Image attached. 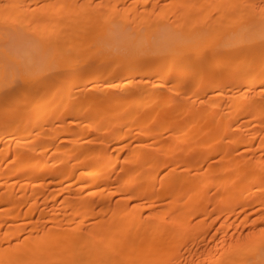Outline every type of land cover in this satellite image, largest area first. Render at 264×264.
Instances as JSON below:
<instances>
[{"label": "rangeland", "instance_id": "rangeland-1", "mask_svg": "<svg viewBox=\"0 0 264 264\" xmlns=\"http://www.w3.org/2000/svg\"><path fill=\"white\" fill-rule=\"evenodd\" d=\"M14 1H16V2H14ZM14 1L13 0L12 1L11 0H0V3H1L0 4V37L2 36L0 38V43H2V44H0V57L2 58L0 60V62L2 64L6 63L5 64L6 67L15 68V64H17V61H20V63H21V59H23V58H21L22 56H20L22 54H20V55L17 54L16 50L19 51L20 49L21 50L23 49V50H31V51L33 50L34 51V47H37L38 45L40 46V47H37V48H39L38 50H40V49L42 50V48H43V50H45L48 46L52 45V46H50V49H48V50H50L48 52L50 54H47L48 56H50L51 54L52 55L50 56V58L48 57L49 59L46 62L42 61L44 59V57H40L42 54H45V53L44 52L41 53L42 52L41 50H40L41 52L38 51V53L40 52V54H41V55L38 54L39 55L38 57H40L41 60L38 58V60H37L38 63L35 61L34 62L36 65L39 64V62H40V66H38L39 68L36 67V72L34 73L35 75H30V76L32 78L35 77V79L37 78L36 80H38L41 83H40V87L38 90L31 91L30 96H31L32 100L34 99V101L32 103L28 104V107L26 108V110L31 111L34 108V106L38 103V101H35V100L38 99V97L41 95L42 91L45 90L46 92H49L50 90H55L57 88L58 89L60 88L61 91H64L65 95H62V94L57 95L56 94L57 96L55 95V98L58 101L62 102V105H64L65 104V96H67L68 98L72 96L70 101H69V99H67L69 102H67L64 105V107L62 108V111H68V110L74 111L75 110L74 115H72L74 118L71 116V117H67L66 120H67V123L69 122V120H71L70 122H72V123L77 122L76 126L78 127V125H79V128L76 127V129H75V124L67 125V123H66V125L64 126V125L58 124L57 120L49 119L50 121L48 120V122L44 125L43 129H41V128L39 129V127L37 126L36 129H39V130H35L34 128L32 129V127H31L32 125L26 124L27 130L24 131L25 127L23 128V125H25V123H24V121L20 122V120H22L23 118H22V116L21 117L18 116V114H19V112L24 111L25 107L20 106V107L14 108L13 106L10 105V104L14 103L12 101H17L18 98L21 97V95L20 94L18 95V93H17L19 86L21 87L20 83L19 82L16 83V84H18V87H17V85L14 84V82H17V81H14L11 83L12 85L13 84L14 85L13 86L10 85L9 86L10 88L8 86L4 87L3 85H0V87H1L0 89L3 91V92H0V95H1L0 96V123L2 125H4V126L0 125V126H2L0 128L3 129V130L0 129V231H1L0 234L3 233L4 230H7V229L9 230V229L14 228V226H16V225L21 226V228L25 227L24 229L28 233V230H29V228L33 222H38L39 220H40L39 222H42L41 220L43 218L42 217L40 218V213L49 211L52 207H53L52 209H55V208L57 209V210L56 209L54 210L55 212H58V209L60 210L62 208V210H61V212H62L65 208L63 207V205L62 206H60V205H61L62 201L63 202L65 201V199H66L65 203H67V201H69V203L67 204L68 206H70V207L73 206L74 208L77 207V206H75V205H77V203H74V201L72 200V202L75 204V205H73V203H71V201H70L72 194L70 193L71 191L70 192L68 191L70 188H68V186H66V184L68 182H71V183H73V185L70 184L69 186H71L72 188H75L78 185L80 186V183H81L80 187L83 186L84 189L86 188L85 189L86 191L90 187L96 194L98 192V195H95L93 193V195H95V196L94 197L91 196L92 200L94 202H96L97 204L95 206H93L94 212L90 209L89 211H91V212L87 213V216L92 217L93 215H91V214H94L95 215V216H93L94 219H95V217H96V219H98V218L101 219V220H98V221H100L99 224L102 223L103 225L105 224L108 226V224L111 221L108 218V215H107V217H105V216H106V214H109V212L113 209L112 207H114V206L120 208V206L122 207V205H124V206L130 208L131 205L133 206V204H135V205L140 204V206H138V208L141 207L138 214L137 213L132 214L133 216L136 215V216H134L135 219H133V216L131 215L132 212H130V211L125 212V215H128L125 218H123L125 216V215H123L124 213L120 214L118 216V219L121 222L117 223L118 225L116 228V232H115V230L110 231L111 233H109V231L107 232L106 231V230H108L107 226H104V228H102V224L100 225L101 227L97 228L98 231L101 230V232H98L96 230L98 235H102V237L103 236L105 237V241L103 242V244L101 243V247L102 248L104 246H106V247H104L105 249L103 248V253L100 254L98 257H96V264H111V263L112 264H125V263L126 264H134L135 262H136L135 264H249L250 260H248L247 258H248V254H250V253H247L245 251H241L242 253L241 252L239 253V251H240L239 248L240 249L243 248L246 244L249 245V243L252 240H255L256 238L259 237V236H257V233L259 231H261L262 229H264V176H263L264 175V163L262 164L263 166H261V165L259 166L260 159H261V162H262V160L264 161V123H263L264 119H262V118H264V94H263L264 92L262 91L264 89V86L258 85V87H255L254 89H248L249 87L247 85H241V86L239 85V89H238V83L237 84L232 83L233 86H232V84H228L227 82H226L227 84H225L226 78L223 79V77H224V74L226 72L223 71V70H225L223 68V63H222V66L219 65V67H216L213 70L210 69V67L212 66L213 61L215 59L212 57H215L214 55H216L217 58H220V56H221V54H219V51H214V50H216V48H214V50L212 49L213 43H211L210 40H206V41L201 40L198 43L203 41L202 42L203 44L197 43V45L194 46L192 49L181 54V57L185 61L187 60L186 63L184 62L185 65L181 68V70L182 71H189L188 68L190 66H192V68L194 67L193 69L190 70V72L188 73V75L186 77H183V78L173 77L172 78L169 75V77H170L169 78L168 76L162 75V77H160V79L166 80L168 78V80L165 82L166 84L164 83L165 85L160 84L159 86H158V82H156V83L153 81L149 82L148 78L147 79H140L138 77L139 72H141L146 66H149V62H148L149 60L147 58H142V59H139L137 61V63H135V64H137L136 67L132 68L131 71L128 72L127 76H125V78L120 79L121 84H119V82H117V77H119V76L117 75L116 68H115L117 60L114 57H108V58L105 57L102 60L101 59L98 60V58H97L98 56L96 55L97 52L95 50V46L92 44L91 41L95 37H97L96 34L99 35L97 32L101 31V29H102V28L98 29L102 25L101 22H99L100 21L99 15H102V14L105 16H107L108 14H111L112 18H115L114 20H116L117 22L120 21L122 24H125V26H126L125 32L127 31V33H124V34L133 33L132 36H134V33H135L134 31L139 30V28L141 29V27H142V29H143V27L153 28L156 25L165 24L166 26H170V28H171V27H174L176 24H178V23H176L178 21H181V22L185 21V23H183V25L187 24L188 22L189 23L187 25H189L190 23L193 24V22L196 21L194 23L197 26L196 28L199 30L202 29V31H204L205 26L208 23V25H210V28L208 26L209 29H206V31L209 32L208 30L212 29L213 32H210V33L213 34L214 31L216 30L214 35H219V33H218L219 30L221 29V27L226 26L225 24L227 22H228L227 26L228 25L231 26L232 24L233 25H239L240 22H241V24L243 23V21H241V20H244V18H246L245 16H247L246 19H248V18H250V16L251 17L257 16L256 18H258L261 15H263V14H261L262 9H260L261 12H260V10H259V12L257 10H255V11H257V13L255 14L254 9L251 8V7L255 8L256 3L259 0H251V1L246 0V2L247 1L250 2V3L247 2L248 5H245V4H247L246 2H244L243 3L244 5H242V2L244 0H238V2H241L240 7H239V11H243V12H240L239 14H242V15H239L238 16L239 18L236 17V19L233 17L235 14V11H236L233 3L229 2L231 4L228 6L225 4L226 2H224V0H221V1L218 0L219 3L217 2V0H202V1H204V3L203 2L200 3L201 0H195L196 2L198 1L199 4H201L200 7L198 6V3L196 4V6H194L193 3H195V1H193V0H160V1L154 0L153 3L150 2L149 5H145V6L140 2L142 0H129V1L128 0H123V1H119V0H115V1H113V0H94V1L93 0H63L62 5H59L61 0H46L45 3H44V0H37V1L36 0H28L29 2L27 0H14ZM158 1H159V3H158ZM226 1L228 2V0H226ZM235 1H237V0H235ZM263 1H259L257 4H259L260 7H259V5H257L256 8L257 9L263 8V11H264V5L262 3L260 4V2H263ZM108 2L109 3L111 2V3L109 4ZM220 2H222V3H220ZM29 3H31L32 5ZM98 3L100 6L98 5ZM177 3H179V4H177ZM251 3H253L255 5L253 6ZM2 4H3V6H2ZM163 4H165V5H163ZM190 4H191V6H190ZM215 4H217L216 7L218 6V9L220 8L221 11H220V9L217 10L216 8H214ZM222 5L224 7L223 9H222ZM224 5L226 6V8ZM261 5H263V7H261ZM27 6H29V7H27ZM104 6H105V8H104ZM109 6H111V7H109ZM31 7H32V9H31ZM112 7H113V10L110 11V9ZM144 7H145V9H144ZM227 7H229L228 10H227ZM243 7L244 8L246 7L247 9L245 8V11H244ZM56 8H60L59 9L60 12L56 13L55 12ZM248 8H251L252 11L251 10L250 11L254 12V13H249V11H247ZM78 9H79V11L81 10V12H82V13L80 12L81 15H80V13L79 14L77 13ZM82 9L83 10L85 9L84 10L85 12ZM143 9L145 12L143 11ZM202 9H204V11ZM26 10H28V11H26ZM62 10H64V11H62ZM103 10L105 11V13ZM121 10L122 11L124 10V11L121 12ZM138 10H139V12H138ZM158 10H161V11H158ZM186 10L190 11V12H186ZM200 10H202V14H201V12H199ZM224 10H226V11H224ZM23 11H25V12H23ZM98 11H99V14H98ZM216 11L225 12V13L222 16L221 13H219V15H218L217 14L218 12H216ZM72 12L77 13V14H73ZM117 12L120 13L119 14L120 16L117 15L118 14ZM244 12H245V14H244ZM246 13H247V15H246ZM65 14H66V16H65ZM71 14H72V16H70ZM83 14H85L86 16ZM248 14H250L249 17H248ZM252 14H254V16H252ZM50 15L53 16L51 18V20L49 19ZM73 15H75V16L80 15V17L79 16L74 17ZM172 15H173V17L171 18ZM67 16L69 19L68 18L66 19ZM219 16L221 17V20H220ZM242 17H244V18H242ZM262 18H264V15H263V17L261 16V19ZM237 19H239V21ZM123 20H125V22ZM197 20H200L201 22L199 23ZM170 21H171V23H170ZM215 22L218 23L220 26L219 25L213 26V23H215ZM28 24L30 27L28 26ZM199 25H202V26H199ZM43 27H45V28H43ZM128 27H129V30H128ZM215 27H217V28H215ZM57 28H61V30L57 29ZM73 28H76L77 32L75 30L72 31ZM213 28H215V29L213 30ZM59 30H60V32H59ZM46 31L48 34L46 33ZM87 34H88V36H87ZM89 35H90V37H89ZM18 37L21 38L22 40L21 39L19 40ZM91 37H93V38H91ZM42 40H43L44 44H42V42H39ZM17 41L19 42V44L21 41V44L23 43L22 46L17 44ZM36 41L39 42V44L37 46H36V44L38 42H36ZM31 43H34V44H31ZM40 43H41V45H40ZM47 43H48V45H47ZM208 43H210V44L207 45ZM28 44H31V47H33L34 45L35 46L32 49L31 48L29 49L27 47V46H29ZM53 44H54V47L57 49H61V48L63 50L68 49L66 61L63 59H60L59 57L56 56V49L53 48ZM253 44H254V46H253ZM253 44L248 45L249 49H248V47H245V49H244L245 52H247V50H248V53L251 52L250 57H249L248 53H245L244 51L242 52L243 54L240 51H238L237 53L238 54L240 53V55L243 58L242 59L240 56V59L244 60V61H239L240 65L242 62H244V64H245V61H247V60L248 61L246 62V64H248V62L252 61V60L249 61V59L253 58V61L251 63H254L255 65H252L251 63H249L250 67H253V68H251V71H250L249 64L245 65V67H247V68L249 67L247 69V70H249V72L247 71L248 73H246V75H247V78L249 81H251L252 78H253V80L255 79V81H258L262 77L260 75H257L256 71L259 68V66L261 65L262 60L264 59V45L262 42H259V41H256ZM23 45H24V47H23ZM44 45H46V47ZM92 45H93V47H90ZM202 46H203V48H202ZM18 48H20V49H18ZM37 48H35V49H37ZM52 48L55 49V51ZM246 48H247V50H246ZM2 50H3V52H2ZM211 50L213 51V53L214 52L215 53L214 54L211 53ZM5 52H7L9 54H7V56H6ZM198 52L201 54H198ZM29 53H30V51H29ZM32 53H34V52H32ZM53 53L55 54L56 57L53 56ZM216 53H218V55ZM237 53H235V55ZM244 53H245V58L243 56ZM25 54H26V52H25ZM210 54H212V55H210ZM238 54L236 55V57L237 56L239 57ZM16 55H19L18 57L21 59L16 60V58H18ZM197 55H199V57ZM200 55L204 57L205 62L203 61V59L200 58L201 57ZM251 55H252V57H251ZM43 56H45V58H46V55H43ZM68 56L70 57L69 59H68ZM35 57H37V56H35ZM51 58H53L54 61H50ZM58 58L60 59V62H59ZM198 58H200L203 62H201V60H198ZM114 59H115V61H114ZM41 61H42V65H41ZM43 62H45L44 63L45 65L43 64ZM108 62H109V64H108ZM221 62H223V61H221ZM202 63H203V65H202ZM72 64H73V66H72ZM81 64H83L85 66L83 71L81 70V72L80 71L75 72V69L78 66H81ZM186 64H188V65H186ZM75 66H76V68L74 70H72L71 68L72 67L74 68ZM173 67H174V65H171V68H173ZM16 69H17V67H16ZM55 69H56V71H55ZM77 69L80 70V68H77ZM200 69H202V70H200ZM61 70H62V72H61ZM90 70L95 71L96 75L92 76L90 74ZM150 70L152 71V72H150V76H152L155 73L154 70H156L155 65H150ZM11 71L12 70H10V72H8L9 75H10V73L13 72V71L12 72ZM201 71H203V73H201ZM252 71H254V72H252ZM42 72H44V73H42ZM32 73H33V70H32ZM134 73H136L135 74L136 80L134 78V83H132L130 86H123L122 87L123 81L125 82L127 80V77L130 76V74H134ZM14 74H15L14 76H17V78H13L14 76L12 74L10 77H8L7 75H5V76L3 75L4 76L3 78L8 77L9 81L12 78H13L12 80L18 79V75H16V73H14ZM70 76H72V77H70ZM195 77L198 79V81H197V79H195ZM69 78H72V79H69ZM220 79H223L224 82L222 83L221 82L222 80H220ZM256 79H258V80H256ZM1 80L3 83L7 79L5 78L4 81H3V79H1ZM19 80H20V78H19ZM63 80L66 83H64ZM112 80H114L115 82ZM172 80H175V81H172ZM177 80H178V82H177ZM214 80H215V83L218 82L219 84L215 85ZM158 81L160 83L161 80H158ZM208 81H210V83ZM110 82L114 83L113 86H111ZM220 82H221V84H220ZM84 83H86L87 85L85 86ZM63 84L65 87L63 86ZM118 84L120 86H118ZM68 85H69V87L72 86V90H71L72 92L69 91V87H67ZM218 85H221V86H218ZM224 85H225V87H224ZM2 86H3V88L8 87V89H3ZM87 86H89V87H87ZM90 86H93L94 89L93 90L89 89ZM11 87L14 90H12ZM14 87H16L18 89L14 88ZM41 87H42V89H40ZM114 88H116V89H114ZM166 88H168V89H166ZM145 89H149V91H145ZM9 90H10V92H9ZM4 91H6L5 92L6 94L4 93ZM260 91H262V92H260ZM244 92H245V95L247 93V95H249V96L253 95L254 98L250 97V101L246 105L239 108V110L236 109L237 110V112H236V110L233 109L232 107L238 101L240 102L243 100V98L245 97V95H243ZM67 93L69 95H66ZM250 93L252 95H250ZM3 95H5V96H3ZM255 95H258V96H255ZM59 96H62V97H59ZM259 96H261V97H259ZM47 97L48 96L46 95V98ZM119 100H120V102H119ZM79 102H80V104L77 105V103H79ZM87 102H89V103L87 104ZM116 102H117V104H116ZM131 103H132V105H131ZM67 104H68V106H67ZM73 105H75V106L73 107ZM117 105H119V106L115 110L114 108H116ZM111 106H115V107H113L114 112H110L111 110H108V109L112 108ZM229 106L231 107V109ZM227 107H229V108H227ZM73 108H74V110H73ZM90 108H93L95 110V114L97 113V115H100L97 112V110L103 111V113L102 112H100V113L104 114V116L100 115V116H98L96 121L94 120L95 122L93 121L94 123L92 121H90V123H89V121H87L86 119H88V120L96 119L95 118L96 115H94V114L92 115V113H94V112H92L91 111L92 109H90ZM95 108H100V109H95ZM252 108H253V110L255 109L256 112H254L252 110ZM85 109H86V111H85ZM257 109H258L259 114H255V113H258ZM259 109H260V111H259ZM17 110H19V112ZM2 111H4V112H2ZM49 111H52V110H49ZM49 111L47 110L46 112H44L43 117H47L49 114ZM76 111H80V112L76 113ZM82 111H83V113H82ZM131 111L134 114H132ZM136 111H138V112L136 113ZM142 111L143 112L145 111L144 113L148 116V119L146 118L147 120L144 119L145 117H147L144 113H143V115H145V116H142V114H141ZM150 111H151V113L153 111V113L151 114ZM154 111H156V112H154ZM202 111H203V113H201ZM251 111H252V113H251ZM12 112H13V114H11L12 118L8 115H7L8 118H5L7 120L10 119V121L8 120V122H7V120H5L4 117H2V113H4L3 115H6V114L12 113ZM85 112L88 114L86 115ZM191 112H193V113H191ZM223 112H225V113H223ZM195 113H196V115H195ZM221 113H222V115H221ZM249 113H251V115ZM89 114H91V115L89 116ZM126 114H128V115H126ZM248 114H249V117H248ZM252 114H253V116H252ZM81 115H82L83 120L80 117ZM105 115H106V117H105ZM120 115H122V116H120ZM257 115H258V117H257ZM13 116H15V117L13 118ZM101 116H102V118H101ZM118 116H120V117L118 118ZM124 116L127 119H125ZM139 116L141 117L140 119L138 118ZM196 116H197V118H196ZM77 117H79L80 119H78ZM85 117H87V118H85ZM109 117L116 118V119L118 118L117 120L121 121L122 123L127 122L126 123L127 127H129V125H130L129 122L134 123V120H135V123L140 121V124L139 123L133 124V125L131 124L130 128H128L130 130V131H128L129 132L128 136L120 143V146H121V147L119 146L120 156L118 155L116 158L117 160L115 161L116 162L115 164L117 167L116 173H115L114 169H112V171H110L109 173H108V171L106 172V170H104L105 172H103V173H106V176H104V177L102 176V178H104V180L108 179L106 182H104V180H103L104 183L101 181H100L101 183H99L98 181L94 180V178H95L94 176L91 179L92 182H90V180L89 181L88 180L87 181L86 180L81 181L82 178L80 179V181H81L80 182V181H78L79 178H78V180H76L77 176L81 177L83 175V173H86V171L89 170V168L90 169L92 168V171L95 173L94 164L97 163L98 161L101 162V160L104 161L105 159H107L105 163H109L108 155L111 154L110 152L113 151V143H110V144L104 145V146L102 144V139H103L102 137L104 135H106L105 130L103 128L107 127V124H108L107 121L109 119L112 120ZM212 117L214 118L213 120H212ZM230 117H231V119H229ZM15 118L19 121H17ZM105 119H106V121H105ZM219 119L221 121L220 123H219ZM232 119H235V120L232 121ZM256 119H258V120H256ZM260 119H262V120H260ZM13 120H16L17 122L13 121ZM136 120H138V121H136ZM144 120H146V121H144ZM240 120H243V121H240ZM4 121H6V122H4ZM83 121H85V122H83ZM141 121H142V124H141ZM91 122H92V124H91ZM101 122H103V123L101 124ZM217 122L220 124L218 126L219 129L214 128V127H216L215 124H218ZM9 123H10V125H9ZM22 123H24V124H22ZM82 123H84V124H82ZM213 123H214V125H212ZM53 124H54V126H53ZM226 125H227V127H226ZM5 126H6V128L4 129ZM33 127H35V125H33ZM30 128H31V131L33 132L32 133L30 131L31 134H29ZM47 128H49V129H47ZM50 129H51V131L49 133ZM42 131H44V133ZM37 132H38V134L36 135ZM55 133H57L56 135L59 139L55 136ZM68 133L71 136H69ZM71 133L74 134V137H73V134H71ZM75 133H77V134H75ZM64 134H66L68 136H66ZM45 135L47 138L45 137ZM47 135H49V136H47ZM76 135H78V136H76ZM239 137L241 138V139H239L240 141H238V139H237ZM55 138L58 140L57 142H56ZM72 138H74V139H72ZM75 138H77V140ZM181 139H183V140H181ZM242 139H244V140H242ZM41 140L44 142H42ZM51 140L54 141V143L49 142ZM68 140L72 141V142H70L72 144H69ZM67 141H68V143H67ZM73 141H75L76 143H74ZM47 142L53 143V145L58 146L59 147L58 149L60 150V151L58 150L59 152L64 151V150L66 152V150H67L66 153L62 152V153L66 154V157L70 156L69 154H71L72 156H70L69 159L63 163V165H62V163L57 164V162H55L56 166L54 169H51L50 171L43 170V171H41V173L42 174L53 173L55 175L56 173L58 174V172H59L58 175H61L62 172L63 173L65 172L64 168H66V166L67 167L69 166L68 169L71 170L70 173L67 174L66 176L64 174L59 176V177L65 176V177H63V179H60L58 177V178H52V179H54V180H52L51 178H49L50 180L55 182V183H53L52 181L50 182V180L47 178V179H45L46 182L44 181L40 186L35 187L34 184L33 185L27 184V183L24 184L23 181L21 183L20 182L21 180L19 179L20 181H18V178H16V177H12L13 179L11 177H9V178H5V177L2 178L1 177V176H3V174H1V173H3L6 169H8L11 172L14 171L15 165L20 161V159H19L20 157L24 158V157L28 156L27 158H30V160H33V159H31L33 154H34L33 157L38 156L40 153L44 154L45 151L43 152V151H41V149L39 150L38 147L41 144H48ZM39 143H41V144H39ZM195 143H197L198 146L194 145ZM36 144H37V147H36ZM202 144H203V146H201ZM63 145H65V146H63ZM129 146H132V147L134 146V153H135L136 149L138 150L136 154H139L142 150V153L144 155H146L147 157L143 156V155L142 156L145 157V160L146 159L147 160L143 161V157H142L143 164L141 162V159H139V158H138V161L136 159V164L132 163L131 158H129V159L125 158L122 160L121 158L122 157L124 158V156H123L124 153L126 154L125 151H127V149L132 148V147L129 148ZM124 147H127V149ZM34 148H36V150ZM191 148H193V149H191ZM207 148H211L210 149L211 152H210V155L208 156V160H206V162L204 161V163H203L202 162V156L204 155L203 152H205V150H207ZM119 150H118V152H119ZM132 150H133V148H132ZM190 150H192V151H190ZM224 150L226 151L225 153L227 156H225V158H223V160H221L222 155L220 156V154H223V156H224ZM77 151H79V152H77ZM189 151L192 153V155ZM195 151H196L195 155L198 154L199 156L194 155ZM187 152H189V153H187ZM46 153H47V151H46ZM46 153H45V155L49 156V158H50L51 153L50 152L47 154ZM86 153L89 154L88 156H86L87 158L86 157L82 158ZM95 153H96V156H95ZM75 154H77V155H75ZM90 154H93L94 156L90 155ZM150 154H151V156H150ZM73 155H74V157L75 156L76 157L74 158ZM78 155H79V157L81 156L79 158V160H78ZM140 155H141V153H140ZM90 156H91L90 162L88 160L86 161L85 158L88 159V158H90ZM187 156H188V158H187ZM200 156H201V158H200ZM53 157H55V156H53ZM53 157H52V159H54ZM94 158L95 159L97 158V160H95L96 162L95 161L93 162ZM154 158H158V159H156V160H158L157 161V167L158 168L156 167L157 174H155V172H154V166L150 165V164H149V167L152 169H149V170L152 172V174L149 170H147V171L150 172V175L153 176L154 179H155V176H156V180L159 179L157 181V182H159V184H155V186L153 185L152 188H149L150 190L152 189L151 193H149V190H147L148 193H142V192H145V191H142L145 189V186L143 188L144 182H142V183L140 182L141 184L136 183V185L139 186V188L136 186L134 191H131L129 193L123 191V189L120 187V184L116 183L117 182L116 177L121 174V172L119 170L120 168H118V167L130 166L129 164L131 161L132 165H134L135 167L142 166L143 168L147 169L148 167H146V165L148 163L152 164L155 161ZM240 158H242V159L239 161ZM127 159H128V161H127ZM257 159H259V160H257ZM181 160H183V161H181ZM251 160H253L254 162ZM255 160H256V163H255ZM67 162L69 165L67 164ZM146 162H147V164H146ZM195 162H196V164H195ZM257 162H258V165H256ZM92 163H93V165H92ZM212 163H213V165H212ZM219 163L221 164V166H219ZM249 163H250V165H249ZM71 164L72 165L74 164L71 167L75 166V168L71 169V167H70ZM82 164L84 166L81 167L80 165H82ZM76 165L78 167H76ZM222 165L225 166L224 169H226V170H224L221 174V173H218L219 172L218 166L222 168ZM210 166H211V168H210ZM213 167H214V169H213ZM254 167H255V169H254ZM234 168H236L237 170H240V171H237ZM208 169L212 170L211 173ZM222 169H220V171ZM170 170H173V171L169 174L168 172ZM216 171H217V174H219V175L221 174V176L223 174H225V178H223V180H222L221 178L223 176L222 177L217 176V174H215ZM229 171L231 172V174L229 173ZM241 171H243V172L241 173ZM6 172H7V170H6ZM213 172H215L214 173L215 176H214ZM94 173H93V175H98L97 174L98 172L95 174ZM235 173H239V175L238 174L235 175ZM240 173L245 174V176L240 175ZM65 174H66V172H65ZM99 175H100V173H99ZM201 175L206 176L207 179H205L206 177H204V176L202 177ZM107 176H108V178H107ZM151 176H150V180H151ZM213 176H214L215 180L217 179L220 181V179H221V182H217V180L216 181L213 180L214 179ZM239 176L240 177L242 176L241 179ZM251 176H255L256 178H258L259 182L262 181L260 183V186H261L260 188L253 187L254 189H256L258 191L253 190V192H252V190H251L252 194L249 193L250 190H248L247 192H246V190L243 191L242 190L243 187L241 188V190L239 189L241 186H245L242 179L244 180L245 177H251ZM96 177H97L96 178L97 180L101 178L98 176H96ZM132 177H130V178L132 179ZM153 177H152V179H153ZM218 177H219V179H218ZM236 177H239L240 180H237ZM15 178H16V180H15ZM196 178L198 180L200 178H203L204 179L203 182L206 183V185L204 183H199V181L201 179L198 181ZM211 178H213L212 180L214 182L213 181L210 182ZM205 180L207 182H205ZM147 181H149V178L147 179ZM163 181L164 182L167 181V183H164ZM76 182H79V183L76 184ZM149 183L152 184L151 181ZM192 183H193V185H192ZM230 183H234L233 186L236 187L235 188L236 189L235 195H237L236 197L234 196L233 192H228V190H227L229 187H232V185H229ZM5 184L6 185L8 184V185L6 186ZM53 184H55V185H53ZM58 184H59V186H58ZM225 184L227 187L226 189L224 187ZM3 185H4V188H3ZM92 185H93V187H92ZM145 185H147V184H145ZM156 185H157V187H156ZM189 186H191V187L194 186V187H192L193 191H192V189L191 190L189 189ZM238 186H239V188H238ZM5 187H7V188H5ZM56 187H59V188H56ZM116 187H118V190H116L117 189ZM155 187H156V189H155ZM55 188H56V190H55ZM62 188H63V192H61ZM247 188H249V186H247ZM84 189L82 191V194L84 192ZM89 189H88V191H89ZM140 189H142V190H140ZM187 189L192 194V196H194V197L197 196V197L192 198L190 200L193 202V205H195L194 210H192L193 207H190V205L192 206V203L190 201H185L187 198L186 195L188 194ZM109 190L110 191L112 190V192L116 191V194L111 193V194L106 195L107 194L106 192ZM13 191H14V193H13ZM50 191H52V193ZM86 191L84 192V194H86L88 192V191L87 192ZM138 191H139V193H138ZM173 191H174V193H173ZM226 191H227V193H226ZM10 192H12L13 194L10 195L11 194ZM117 192H119L120 194H118ZM4 193H5V195H4ZM25 193H27V194H25ZM88 193H92V192H88ZM230 193H232L233 195H231ZM240 193H241V195H240ZM245 193H247V194L245 195ZM248 193H249V195H248ZM66 194H67V196H66ZM125 194L127 195V197H125L126 196ZM23 195L25 196V199H24ZM224 195H225V198H224ZM242 195H244V196H242ZM7 196H9V199ZM48 196H50L52 199L50 197L48 198ZM88 196H90V195H88ZM96 196H97V198H96ZM135 196L136 197L139 196V198L134 199ZM148 196H149V198L151 196V200H153V202H151V204L153 203L152 205L149 204L150 199L148 198ZM198 196H199V198H198ZM26 197L27 198L29 197L30 200H31V197H32V199L34 198L32 200L33 202L31 201L32 205H30L31 203L28 204L29 200L27 203ZM103 197H105V198L103 199ZM226 197H227V199H228V197L230 198V199H228L230 201V203H228L229 205H228L227 212L229 213V216L227 215V218H228L227 220L223 216L222 211H220L221 210V208H220L221 204L226 200ZM232 197L234 200L233 199L231 200ZM6 198H7L8 202L5 201ZM12 198H13V200H11ZM46 198H48V199H46ZM88 198L91 199L90 197H88ZM121 198H123V199H121ZM125 198H127V199H125ZM196 198H197V200H195ZM49 199H51V200H49ZM173 199H175V201ZM21 200L22 201L24 200L23 201L24 203H22ZM172 200L175 202V205L173 204V206H172V204H170L171 203L170 201H172ZM193 200H195V201H193ZM238 200L240 201V203H238L239 202ZM4 201H5V203H4ZM14 201H15V203H14ZM167 202H170L169 203L170 205H168V206H170L173 209L169 212L166 211L167 210V208H166ZM188 202H190L191 204H189ZM9 203H11V205H9ZM123 203H125V204H123ZM186 203L189 204V206L187 205V207H190V209L192 211L189 210L190 211L189 212L188 210H186ZM18 205H19V208H18ZM29 205L32 207V209L31 208L29 209ZM54 205H56V206H54ZM58 205H59V207H58ZM117 205H120V206H117ZM106 206H108L107 210L105 209ZM94 208H95V210H94ZM98 208L99 209L101 208V210H99ZM103 208L105 209V211ZM18 209H19V211H18ZM39 209L42 211L40 212ZM68 209L69 208H67L66 210H68ZM116 209L117 208H114L111 211L112 213L111 212L110 213L114 214L113 211H115ZM187 209H189V208H187ZM97 210H98V212H97ZM161 210H163V211H161ZM5 211L7 212L8 215H10L9 213L11 211H12L11 214H13V212H14V214H13V216L10 215L12 217H10L8 215L6 216ZM16 211H18V212H16ZM101 211H102V213H106V211L108 213L102 214L103 216H101L100 215L101 213H99ZM38 212H40V213H38ZM152 213L153 214L159 213L158 216H159L160 220L162 219L161 222H160V220H156L157 217L154 218ZM175 214H178V215H175ZM19 215L23 216V217L20 218ZM52 215L49 216L48 219H50L51 217L54 216V215L53 216ZM97 215H98V217H97ZM129 215H130V217H129ZM87 216L85 217L86 220H84L87 223L86 224L83 223V225H84L83 227H85V226L90 227V223H88V221L90 220V222H91L92 218L88 217V220H87ZM120 216H121V218H119ZM2 217H3V219H2ZM100 217H102V218H100ZM174 217H177L179 220L178 221L175 220ZM7 218H8V220H7ZM12 218H14V219L12 220ZM18 218H20V219H18ZM46 218H45V220H48ZM106 218H108L109 223L105 222ZM114 218H115V215L111 219L114 220ZM122 218L125 219L123 222H122ZM126 218H127V220H126ZM94 219H93V221H94ZM9 220H10V222H9ZM132 220H134L136 224H131ZM4 221H6V222H4ZM19 221H21V222H19ZM128 221H129V223H128ZM134 221L132 223H134ZM7 222H8V224H7ZM114 222H112V223L114 224ZM156 222H158L159 224ZM25 223H27V224H25ZM48 223H45V224H48ZM119 223L121 226L119 225ZM97 226H99V225H97ZM121 227H123V228H121ZM103 229L106 232H104ZM25 230H23L25 233L22 231L23 234H26ZM110 234L111 235L115 234L117 241H113V242L110 241L109 240ZM260 237H261V240L264 241V232L262 233V235ZM99 238H100V240L104 239V238H101V236ZM11 240H12V242L9 240L8 242H3V243L0 241V261L2 260L3 264H20V263L21 264L22 263L27 264L26 262H28V261H29L28 264H32L33 259L29 260L28 255H23L20 251V247H18L19 248V250H18L17 246H21V245L17 244V242H15V239L14 240L11 239ZM13 241L15 242V244H13L14 243ZM11 244H12V246L14 245L15 247L11 248V246H10ZM1 245L3 248H1ZM242 245H244V246H242ZM8 246H10V247H8ZM145 246H146V248H145ZM235 246H236V248L238 247L237 250H239V251L236 250ZM4 247L5 248L7 247V249L4 250ZM108 248H110V249H108ZM229 248L233 249L232 251H234L233 253L235 255L238 252L239 254H237V255H240V256H236V257L233 256L231 258L230 257L231 252H229V250H231V249H229ZM234 248L236 251L234 250ZM1 249H2V251H1ZM111 249L115 250L114 253L112 252L113 250L111 251ZM144 249H146V250H144ZM129 251H130V253H129ZM140 251L141 252L144 251V252L141 253ZM132 252H134V253H132ZM138 252L141 255L142 254H144V255L140 257ZM40 254H38V257L36 258V260H33L34 261L33 264H35L36 262H37V264H51V263L54 264L55 260H56L55 264H60V263L61 264H81L84 261V259L86 258V256H82V255H78V256L76 255L75 256V255L69 254L67 252H63V253H59V254H57V253H53V254L40 253ZM135 254H137L139 256H137ZM130 255L133 257H131ZM134 255L137 257H135ZM146 255H147V258H146ZM56 256H58V257H56ZM59 256L61 257V259ZM144 256H145V258H144ZM138 257H140L141 260H139ZM142 257L145 260L142 259ZM224 257H226V258L230 257V260H229V258L226 259ZM53 258H55V259H53ZM57 258L59 259L58 261H57ZM62 258L64 259V261L62 260ZM244 258H246V259H244ZM129 259H130V261H129ZM135 259H137V261ZM225 259L229 260V261L224 262L223 260H225ZM26 260H28V261H26ZM4 261H6V262H4ZM232 261L235 263H233ZM49 262H51V263H49Z\"/></svg>", "mask_w": 264, "mask_h": 264}, {"label": "bare ground", "instance_id": "bare-ground-1", "mask_svg": "<svg viewBox=\"0 0 264 264\" xmlns=\"http://www.w3.org/2000/svg\"><path fill=\"white\" fill-rule=\"evenodd\" d=\"M12 1V0H11ZM14 1V0H13ZM28 1V0H27ZM37 1V0H36ZM62 1V2H61ZM60 1V3H59V5H62L63 4V0H61ZM94 1V0H93ZM113 1H115V0H113ZM119 1H123V0H119ZM129 1V0H128ZM127 1V2H128ZM160 1V0H159ZM159 1H158V3H159ZM193 1H195V0H193ZM221 1V0H220ZM251 1V0H250ZM259 1H263V0H259ZM258 1V2H259ZM14 2H16V1H14ZM13 2V3H14ZM29 2V1H28ZM46 2V0H44V3ZM48 2V1H47ZM99 2V1H98ZM101 2V1H100ZM105 2V1H104ZM103 2V3H104ZM144 6L145 5H149L150 4V2L151 3H153L154 2V0H142V1H140ZM166 2V1H165ZM164 2V3H165ZM175 2V1H174ZM201 2H203L204 3V1H200V3ZM217 2L219 3V1L217 0ZM223 2V1H222ZM222 2H220V3H222ZM224 2H226L225 4L226 5H230L231 3H233V5H234V8H235V14H234V18L236 19V17H238L239 15H242V14H239L240 12H243V11H239V7H240V4H241V2H238V0L237 1H235V0H228V2L226 1V0H224ZM229 2H231V3H229ZM244 2H246V0H244L243 2H242V5H244L243 3ZM248 2V1H247ZM246 2V3H247ZM257 2V3H258ZM12 3V2H11ZM19 3V2H18ZM25 3V2H24ZM32 3V2H31ZM31 3H29V4H31ZM35 3V2H34ZM56 3V2H55ZM67 3V2H66ZM69 3V2H68ZM109 3V2H108ZM111 3V2H110ZM109 3V4H110ZM139 3V2H138ZM140 3V4H141ZM198 3V6L200 7L201 6V4H199V2L197 1H195V3H193L194 4V6H196V4ZM229 3V4H228ZM248 3H250V2H248ZM248 3L247 4H245V5H248ZM256 3V6H255V8L254 7H251L252 9H254V11L255 10H257L258 12H259V10L260 9H262V13L261 14H263L264 15V11H263V8H259V9H257L256 7H257V5H259V4H257ZM263 4L264 5V1L263 2H260V4ZM1 4V3H0ZM10 4V3H9ZM36 4V3H35ZM58 4V3H57ZM85 4V3H84ZM124 4V3H123ZM170 4V3H169ZM177 4H179V3H177ZM176 4V5H177ZM189 4V3H188ZM192 4V3H191ZM191 4H190V6H191ZM253 6L255 5V4H253V3H251ZM13 5V4H12ZM32 5V4H31ZM98 5H99V3H98ZM127 5V4H126ZM132 5V4H131ZM155 5V4H154ZM163 5H165V4H163ZM173 5V4H172ZM216 5L217 4H215L214 5V8H216L217 10H219L218 9V6L216 7ZM219 5V4H218ZM263 5H261V7H263ZM2 6H3V4H2ZM30 6V5H29ZM29 6H27V7H29ZM58 6V5H57ZM56 6V7H57ZM96 6V5H95ZM100 6V5H99ZM122 6V5H121ZM137 6V5H136ZM151 6V5H150ZM193 6V5H192ZM225 6V5H224ZM250 6V5H249ZM76 7V6H75ZM91 7V6H90ZM109 7H111V6H109ZM117 7V6H116ZM119 7V6H118ZM126 7V6H125ZM212 7V6H211ZM259 7H260V5H259ZM26 8V7H25ZM61 8V7H60ZM60 8H56V10H55V12L56 13H58V12H60L59 11V9ZM82 8V7H81ZM94 8V7H93ZM104 8H105V6H104ZM115 8V7H114ZM127 8V7H126ZM137 8V7H136ZM148 8V7H147ZM207 8V7H206ZM213 8V9H214ZM224 7H223V5H222V9H223ZM225 8H226V6H225ZM228 8L229 7H227V10H228ZM244 8V7H243ZM246 8V7H245ZM245 8H244V11H245ZM251 8H248V10L247 11H249V13H254V12H251L252 11V9ZM30 9V8H29ZM31 9H32V7H31ZM36 9V8H35ZM119 9V8H118ZM144 9H145V7H144ZM144 9H143V11H144ZM161 9V8H160ZM193 9V8H192ZM215 9V10H216ZM247 9V8H246ZM6 10V9H5ZM38 10V9H37ZM36 10V11H37ZM83 10V9H82ZM85 10V9H84ZM83 10V11H84ZM113 10V7L110 9V11H112ZM125 10V9H124ZM123 10V11H124ZM128 10V9H127ZM180 10V9H179ZM203 11H204V9H202ZM202 10H200L199 12H201V14H202ZM242 10V9H241ZM251 10V11H250ZM26 11H28V10H26ZM62 11H64V10H62ZM73 11V10H72ZM78 12V14L81 12V10L79 11V9L77 10ZM104 11V10H103ZM122 10H121V12H123ZM158 11H161V10H158ZM157 11V12H158ZM183 11V10H182ZM220 11H221V9H220ZM224 11H226V10H224ZM257 11H255V14L257 13ZM23 12H25V11H23ZM30 12V11H29ZM44 12V11H43ZM85 12V11H84ZM127 12V11H126ZM138 12H139V10H138ZM145 12V11H144ZM151 12V11H150ZM186 12H190V11H187L186 10ZM216 12H218L217 14L219 15V13H221V15L223 16V14L225 13V12H219V11H216ZM260 12H261V10H260ZM54 13V12H53ZM73 13V12H72ZM77 13H73V14H77ZM82 13V12H81ZM81 13H80V15H81ZM95 13V12H94ZM104 13H105V11H104ZM118 13V12H117ZM129 13V12H128ZM131 13V12H130ZM143 13V12H142ZM162 13V12H161ZM47 14V13H46ZM70 14V13H69ZM68 14V15H69ZM98 14H99V11H98ZM120 13H118L117 15H119ZM151 14V13H150ZM157 14V13H156ZM159 14V13H158ZM244 14H245V12H244ZM243 14V15H244ZM260 14V15H261ZM80 15H76V16H79L80 17ZM83 15H85V14H83ZM82 15V16H83ZM128 15V14H127ZM153 15V14H152ZM175 15V14H174ZM246 15H247V13H246ZM249 15L250 14H248V17H249ZM263 15H261L262 17H263ZM65 16H66V14H65ZM70 16H72V14L70 15ZM74 17H76L75 15H73ZM81 16V17H82ZM86 16V15H85ZM120 16V15H119ZM156 16V15H155ZM252 16H254V14H252ZM261 16L260 17H258V18H256L257 16H254V17H251L250 16V18H248V19H246L247 18V16H245L246 18H244V17H242V18H244V20H241V21H243V23L241 24V22H240V24L239 25H228L227 26V23L225 24L226 26H223V27H221V29L219 30V35H214V33H215V31H214V33L212 34V33H210V32H213L212 31V29H210V30H208L209 32H207L206 31V29H209L210 28V25H208V23H207V25L205 26V29H204V31H202V29H197L196 27V25L194 24L196 21H194L193 22V24H189V25H187V24H184L183 25V23H185V21L184 22H181V21H178V22H176V23H178V24H176L174 27H171L170 28V26H166L165 24H160V25H156V26H154L153 28H145V27H143V29H142V27H141V29L139 28V30H137V31H134L135 33H134V36H132L133 35V33H130V34H124V33H127V31L125 32V24H122L120 21V23L119 22H117L116 20H114L115 18H112V16H111V14H108L107 16H105V15H99V22H101V27L100 28H98V29H101V31H99V32H97L99 35H97L96 34V36L97 37H95L91 42H92V44L95 46V50H96V52L98 53H96V55L98 56L97 58H98V60H102L103 58H105V57H114L116 60H117V63H116V72H117V75L119 76V77H117V82H119V84H121V81H120V79L121 78H125V76H127V74H128V72H130L131 71V69L132 68H134V67H136V65L137 64H135V63H137V61L139 60V59H142V58H147L149 61V66H146L141 72H139V74H138V77L140 78V79H149V82H151V81H153V82H158V86L161 84H163V85H165L166 83V81L168 80V78L166 79V80H162V79H160V77H162V75H165V76H168L169 77V75L173 78V77H180V78H183V77H186L187 75H188V73L190 72V70L191 69H193L192 68V66H190L189 68H188V70L189 71H182L181 70V68L185 65L184 64V62L186 63V61L181 57V54L182 53H184V52H186V51H189L190 49H192L194 46H196L197 45V43L199 42V41H201V40H210V42L211 43H213L212 44V49L214 50V48H216V50H214V51H219V54H221V56H220V58H217L216 57V55H214L215 57H212V58H215L214 59V61H213V64H212V66L210 67V69L211 70H213V69H215L216 67H219V65L220 66H222V63H223V68L225 69V70H223V71H225L226 73L224 74V77H223V79H225L226 78V80H225V84H232V83H238V89H239V85L241 86V85H247L249 88L248 89H254L255 87H258V85H262V86H264V59L262 60V63H261V65L259 66V68L257 69V71H256V73H257V75H260L262 78L260 79V80H258V79H256V80H258V81H255V79L253 80V78H252V80L251 81H249L248 80V78H247V75H246V73H248L249 72V70H247L249 67H250V64L249 63H251L252 61H253V58L252 59H249V61L250 60H252L251 62H248V64H249V67L247 68V67H245V65H248V64H246V62L248 61H245V64H244V62H242L241 63V65L239 64V61H244V60H241L240 59V53L238 54L237 52L238 51H240L241 53L244 51L245 52V47H248V49H249V46L248 45H250V44H253L254 42H256V41H259V42H262L263 43V45H264V18H262L261 19ZM53 16H51L50 15V17H49V19L51 20V18H52ZM73 17V18H74ZM116 17V16H115ZM122 17V16H121ZM143 17V16H142ZM152 17V16H151ZM173 17V15L171 16V18ZM68 18V16L66 17V19ZM140 18V17H139ZM150 18V17H149ZM218 18V17H217ZM219 18H220V20H221V17L219 16ZM239 18V17H238ZM241 18V17H240ZM69 19V18H68ZM121 19V18H120ZM127 19V18H126ZM145 19V18H144ZM177 19V18H176ZM189 19V18H188ZM201 19V18H200ZM246 19V20H245ZM171 20V19H170ZM202 20V19H201ZM238 21H239V19H237ZM124 22H125V20H123ZM199 23L201 22L200 20H197ZM203 21V20H202ZM210 21V20H209ZM136 22V21H135ZM220 22V21H219ZM170 23H171V21H170ZM198 23V24H199ZM204 23V22H203ZM232 23V22H231ZM134 24V23H133ZM173 24V23H172ZM212 24V23H211ZM136 25V24H135ZM169 25V24H168ZM214 25H219L218 23H213V26ZM222 25V24H221ZM28 26H29V24H28ZM199 26H202V25H199ZM208 26H209V28H208ZM220 26V25H219ZM30 27V26H29ZM33 27V26H32ZM87 27V26H86ZM89 27V26H88ZM34 28V27H33ZM43 28H45V27H43ZM55 28V27H54ZM134 28V27H133ZM132 28V29H133ZM215 28H217V27H215ZM215 28H213V30L215 29ZM219 28V27H218ZM28 29V28H27ZM35 29V28H34ZM57 29H60L61 30V28H57ZM45 30V29H44ZM60 30H59V32H60ZM73 30H75L76 31V28H73L72 29V31ZM128 30H129V27H128ZM218 30V29H217ZM58 31V30H57ZM56 31V32H57ZM206 31V32H205ZM58 32V33H59ZM77 32V31H76ZM93 32V31H92ZM46 33H47V31H46ZM53 33V32H52ZM217 33V32H216ZM48 34V33H47ZM91 34V33H90ZM95 35V34H94ZM42 36V35H41ZM87 36H88V34H87ZM86 36V37H87ZM2 37V36H1ZM0 37V38H1ZM89 37H90V35H89ZM47 38V37H46ZM77 38V37H76ZM91 38H93V37H91ZM18 39L20 40L21 38H19L18 37ZM90 39V38H89ZM4 40V39H3ZM2 40V41H3ZM22 40V39H21ZM38 40V39H37ZM47 40V39H46ZM1 41V42H2ZM6 41V40H5ZM67 41V40H66ZM87 41V40H86ZM202 41V42H203ZM36 42H38V41H36ZM39 42H42V44H44L43 43V40L42 41H39ZM39 42L36 44V46L39 44ZM53 42V41H52ZM202 42H200V43H202ZM56 43V42H55ZM200 43H198V44H200ZM0 44H2V43H0ZM17 44H19V42L17 41ZM23 44V43H22ZM22 44H21V41H20V46H22ZM31 44H34V43H31ZM31 44H28L29 46H27L29 49L31 48H33V47H31ZM52 44V43H51ZM57 44V43H56ZM55 44V45H56ZM203 44V43H202ZM210 43H208L207 45H209ZM40 45H41V43H40ZM47 45H48V43H47ZM76 45V44H75ZM93 45L92 46H90V47H93ZM205 45V44H204ZM45 47H46V45H44ZM50 46H52V45H50ZM50 46H48L45 50H43V48H42V52L40 51V50H38L39 48H37V47H40L39 45L37 46V47H34V51L32 50H21L20 48H18V49H20L19 51L18 50H16L17 51V54H22V55H20V56H22L21 58H23V59H21V58H19L18 56L19 55H16L18 58H16V60L18 59H21V63H20V61H17V64H15V68H10V67H6V63L5 64H2L1 62H0V85H3L4 87L5 86H10V85H12L11 83L12 82H14V81H17V82H14V84H16V83H20V85H21V87L19 86V89L18 88H16V87H14V88H16V89H18L17 90V93H18V95L20 94L21 95V97L20 98H18V100L17 101H12V102H14L13 104H10L11 106H13L14 108H17V107H20V106H22V107H25V110L24 111H21V112H19V110H17L18 112H19V114H18V116H22V118L24 119H22V120H20V122H22V121H24V123H25V125L27 124H30V125H32L31 127H32V129L34 128L35 130H39L40 128L41 129H43V127H44V125L48 122V120L49 119H53V120H57V122H58V124H61V125H66V123H67V120H66V118L67 117H71L72 115H74V108H73V110L74 111H70V110H68V111H62V108L64 107V105L67 103V102H69L70 101V99H71V97H67V96H65V104L64 105H62V102H60V101H58L56 98H55V95L57 94H62V95H65V93H64V91H61L60 90V88L58 89H55V90H50L49 92H46L45 90L44 91H42L41 92V95L38 97V99H36L35 101H38V103L34 106V108L31 110V111H28V110H26V108L28 107V104L29 103H32L33 101H34V99L32 100V98H31V91H33V90H38L39 89V87H40V83L41 82H39L38 80H36L35 79V77L34 78H32L30 75H35L34 73L36 72V67L37 68H39L38 66H40V62H39V64H35V62H37L38 63V58L40 59V57H44V59L42 60V61H47L49 58H50V56L52 55H50V56H48L47 54H50V53H48L50 50H48V49H50ZM211 46V45H210ZM209 46V47H210ZM253 46H254V44H253ZM252 46V47H253ZM23 47H24V45H23ZM59 47V46H58ZM72 47V46H71ZM251 47V46H250ZM22 48V47H21ZM35 48H37V49H35ZM53 48H55L54 47V44H53ZM52 48V49H53ZM73 48V47H72ZM202 48H203V46H202ZM51 49V50H52ZM56 49V56L57 57H59L60 59H63V60H67V53H68V49L67 50H63L62 48L61 49H57V48H55ZM55 49H53L54 51H55ZM65 49V48H64ZM11 50V49H10ZM36 50V51H35ZM52 50V51H53ZM246 50H247V48H246ZM7 51V50H6ZM29 51H30V53H29ZM38 51H40L41 53H45V54H40V52L38 53ZM250 51V50H249ZM253 51V50H252ZM2 52H3V50H2ZM1 52V53H2ZM25 52H26V54H25ZM32 52H34V53H32ZM84 52V51H83ZM11 53V52H10ZM28 53V54H27ZM37 53V54H36ZM55 53V52H54ZM53 53V56H55V54ZM211 53H213V51L211 50ZM215 53V52H214ZM213 53V54H214ZM235 53H237L238 55H239V57L237 56L236 57V55H235ZM245 53H248V50H247V52H245ZM245 53H244V58H245ZM5 54H6V56H7V54H9V53H7V52H5ZM25 54V55H24ZM36 54V55H35ZM38 54H40L41 56L40 57H38L39 55ZM198 54H201V53H199L198 52ZM204 54V53H203ZM217 55H218V53H216ZM243 54V53H242ZM250 54H251V52L250 53H248V55H249V57H250ZM12 55V54H11ZM43 55H46V58H45V56H43ZM69 55V54H68ZM210 55H212V54H210ZM4 56V55H3ZM35 56H37V57H35ZM52 56V57H53ZM55 56V57H56ZM70 56V55H69ZM68 56V59L70 58ZM198 57H199V55H197ZM196 56V57H197ZM201 56V55H200ZM262 56V55H261ZM12 57V56H11ZM49 57V58H48ZM195 57V58H196ZM251 57H252V55H251ZM9 58V57H8ZM7 58V59H8ZM54 58V57H53ZM53 58H51V60L50 61H54L53 60ZM58 58V60H59V62H60V59ZM201 59H203V61H204V57L203 56H201L200 57ZM200 58H198V60H201ZM237 58V59H236ZM241 58H242V56H241ZM2 58L0 57V60H1ZM6 59V58H5ZM72 59V58H71ZM115 59H114V61H115ZM197 59V58H196ZM239 59V60H238ZM243 59V58H242ZM4 60V59H3ZM13 60V59H12ZM11 60V61H12ZM41 60V59H40ZM238 60V61H237ZM260 60V59H259ZM8 61V60H7ZM14 61V60H13ZM35 61V62H34ZM42 61H41V65H42ZM155 61V62H154ZM202 60H201V62H203ZM221 61H223V62H221ZM45 62H43V64L45 63ZM62 62V61H61ZM154 62V63H153ZM205 62V61H204ZM52 63V62H51ZM54 63V62H53ZM66 63V62H65ZM115 63V62H114ZM199 63V62H198ZM101 64V63H100ZM108 64H109V62H108ZM113 64V63H112ZM190 64V63H189ZM197 64V63H196ZM252 65H255L254 63H251ZM45 65V64H44ZM150 65H155V67H156V70H154V74L152 75V76H150V72H152L151 70H150ZM171 65H174V67L173 68H171ZM186 65H188V64H186ZM202 65H203V63H202ZM70 66V65H69ZM72 66H73V64H72ZM240 66V67H239ZM16 67H17V69H16ZM56 67V66H55ZM103 67V66H102ZM196 67V66H195ZM256 67V66H255ZM44 68V67H43ZM76 68V66L73 68H71L72 70H74ZM77 68H80V70H78ZM76 69H75V72H78V71H80L81 72V70L83 71V69L85 68V66L83 65V64H81V66H78ZM154 68V67H153ZM251 68H253V67H250V71H251ZM57 69V68H56ZM56 69H55V71H56ZM70 69V68H69ZM70 69V70H71ZM221 69V68H220ZM10 70H12L14 73H16V75H18V79H14V80H12L13 78H17V76H14L15 74L12 72V73H10V75H9V73L8 72H10ZM17 70V71H16ZM32 70H33V73H32ZM77 70V71H76ZM110 70V69H109ZM200 70H202V69H200ZM51 71V70H50ZM193 71V70H192ZM248 71V72H247ZM19 72V73H18ZM47 72V71H46ZM61 72H62V70H61ZM97 72V71H96ZM110 72V71H109ZM252 72H254V71H252ZM42 73H44V72H42ZM64 73V72H63ZM201 73H203V71H201ZM222 73V72H221ZM224 73V72H223ZM11 74L14 76H12L10 79L12 80H10L9 81V78L8 77H10L11 76ZM20 74V75H19ZM37 74V73H36ZM90 74L92 75V76H94V75H96L95 74V71H93V70H90ZM111 74V73H110ZM136 73H134V74H130V76H128L127 77V80L124 82L123 81V84H122V87L123 86H130L132 83H134V78L136 77V75H135ZM251 74V73H250ZM5 75H7L8 77H5L7 80H5V78H3ZM105 75V74H104ZM201 75V74H200ZM259 76V77H260ZM51 77V76H50ZM70 77H72V76H70ZM250 77V76H249ZM258 77V78H259ZM19 78H20V80H19ZM170 78V77H169ZM1 79H3V81L5 82H3L2 83V80ZM69 79H72V78H69ZM112 79V78H111ZM195 79H197L196 77H195ZM223 79H220V80H222L221 82L223 83L224 82V80ZM251 79V78H250ZM105 80V79H104ZM135 80H136V78H135ZM158 80H161L160 81V83H159V81ZM219 80V81H220ZM50 81V80H49ZM76 81V80H75ZM112 81H114V80H112ZM170 81V80H169ZM172 81H175V80H172ZM194 81V80H193ZM197 81H198V79H197ZM46 82V81H45ZM63 82H64V80H63ZM74 82V81H73ZM90 82V81H89ZM93 82V81H92ZM115 82V81H114ZM116 82V83H117ZM177 82H178V80H177ZM209 83H210V81H208ZM221 82H220V84H221ZM227 82V83H226ZM2 83V84H1ZM43 83V82H42ZM64 83H66V82H64ZM91 83V82H90ZM111 83V82H110ZM109 83V84H110ZM115 83V84H116ZM165 83V84H164ZM208 83V84H209ZM212 83V82H211ZM214 83H215V80H214ZM13 84V85H14ZM49 84V83H48ZM85 84V86L87 85L86 83H84ZM113 82L111 83V86H113ZM118 84V86H120ZM216 84H219L218 82L217 83H215V85ZM12 85V86H13ZM17 85V87H18V84H16ZM15 85V86H16ZM77 85V84H76ZM82 85V84H81ZM168 85V84H167ZM3 86H2V88H3ZM47 86V85H46ZM63 86H64V84H63ZM83 86V85H82ZM110 86V85H109ZM218 86H221V85H218ZM227 86V85H226ZM232 86H233V84H232ZM231 86V87H232ZM236 86V85H235ZM8 87H6V88H3V89H8ZM65 87V86H64ZM67 87H69V85L67 86ZM77 87V86H76ZM75 87V88H76ZM84 87V86H83ZM87 87H89V86H87ZM224 87H225V85H224ZM1 88V87H0ZM10 88V87H9ZM235 88V87H234ZM237 88V87H236ZM11 89L12 90H14L12 87H11ZM10 89V90H11ZM40 89H42V87L40 88ZM89 89H91V90H93L94 88H93V86H90V88ZM113 89V88H112ZM114 89H116V88H114ZM161 89V88H160ZM166 89H168V88H166ZM237 89V90H238ZM242 89V88H241ZM263 89V88H262ZM261 89V90H262ZM1 90V89H0ZM10 90H9V92H10ZM48 90V89H47ZM72 90V86L71 87H69V91H71ZM236 90V89H235ZM246 90V89H245ZM8 91V90H7ZM67 91V90H66ZM145 91H149V89H145ZM240 91V90H239ZM263 92H264V89L262 90ZM262 91H260V92H262ZM0 92H3L2 90L0 91ZM6 91H4V93H5ZM8 92V93H9ZM35 92V91H34ZM68 92V91H67ZM72 92V91H71ZM161 92V91H160ZM247 92V91H246ZM239 93V92H238ZM248 93V92H247ZM247 93H246V95H245V92H244V94L243 95H245V97L243 98V100L242 101H238L236 104H234V106L232 107L233 109H237V110H239V108H241L242 106H244V105H246L249 101H250V97L252 98H254V96L250 93V95H252V96H249V95H247ZM259 93V92H258ZM6 94V93H5ZM38 94V93H37ZM76 94V93H75ZM79 94V93H78ZM240 94V93H239ZM264 94V93H263ZM46 95L48 96L47 98H46ZM56 95V96H57ZM66 95H69L68 93L66 94ZM1 96V95H0ZM3 96H5V95H3ZM241 96V95H240ZM249 96V97H248ZM255 96H258V95H255ZM45 97V98H44ZM59 97H62V96H59ZM80 97V96H79ZM259 97H261V96H259ZM242 98V97H241ZM263 98V97H262ZM67 99H69V101L67 100ZM73 99V98H72ZM60 100V99H59ZM63 100V99H62ZM67 100V101H66ZM241 100V99H240ZM73 101V100H72ZM116 101V100H115ZM118 101V100H117ZM119 102H120V100H119ZM8 103V102H7ZM89 102H87V104H88ZM69 104V103H68ZM68 104H67V106H68ZM76 104V103H75ZM80 104V102L79 103H77V105H79ZM92 104V103H91ZM116 104H117V102H116ZM120 104V103H119ZM131 105H132V103H131ZM228 105V104H227ZM3 106V105H2ZM72 106V105H71ZM75 105H73V107H74ZM118 106L119 105H117V107L116 108H114L115 110L118 108ZM231 106V105H230ZM229 106V107H230ZM263 106V105H262ZM30 107V106H29ZM81 107V106H80ZM84 107V106H83ZM112 108L111 109H108V110H111L110 112H114V110H113V107H115V106H111ZM127 107V106H126ZM129 107V106H128ZM229 107H227V108H229ZM258 107V106H257ZM8 108V107H7ZM6 108V109H7ZM72 108V107H71ZM89 108V107H88ZM255 108V107H254ZM261 108V107H260ZM66 109V108H65ZM90 109H92L91 111L92 112H94V113H92V115L94 114V115H96L95 116V118L96 119H90V120H88V119H86L87 121H89V123H90V121H96L97 120V118H98V116H100V115H103L104 116V114H101L100 112H102L103 113V111H99V110H97V112L100 114V115H97V113L95 114V110L93 109V108H90ZM95 109H100V108H95ZM230 109H231V107H230ZM229 109V110H230ZM2 110V109H1ZM22 110V109H21ZM49 111V110H52V111H49V114H48V116L47 117H43V113L44 112H46V111ZM61 110V111H60ZM219 110V109H218ZM228 110V111H229ZM237 110H236V112H237ZM252 110H253V108H252ZM263 110V109H262ZM261 110V111H262ZM85 111H86V109H85ZM224 111V110H223ZM227 111V110H226ZM250 111V110H249ZM254 112H256L255 111V109L253 110ZM259 111H260V109H259ZM2 112H4V111H2ZM8 112V111H7ZM6 112V113H7ZM80 111H76V113H79ZM88 112V111H87ZM106 112V111H105ZM138 111H136V113H137ZM145 112V111H144ZM143 111L141 112V114H142V116H145L146 114L144 113ZM154 112H156V111H154ZM195 112V111H194ZM257 112H258V109H257ZM15 113V112H14ZM82 113H83V111H82ZM81 113V114H82ZM86 113V112H85ZM130 113V112H129ZM131 113H132V111H131ZM130 113V114H131ZM143 113L145 114V115H143ZM150 113H151V111H150ZM149 113V114H150ZM152 113H153V111H152ZM151 113V114H152ZM191 113H193V112H191ZM201 113H203V111L201 112ZM223 113H225V112H223ZM251 113H252V111H251ZM251 113H249L250 115H251ZM4 113H2V117H4V119L5 118H8V116H10L11 117V114H13V112L12 113H8V114H6V115H3ZM10 114V115H9ZM88 113H86V115H87ZM132 114H134V113H132ZM148 114V113H147ZM234 114V113H233ZM243 114V113H242ZM249 114H248V117H249ZM255 114H259V112L258 113H255ZM261 114V113H260ZM8 115V116H7ZM91 114H89V116H90ZM114 115V114H113ZM117 115V114H116ZM115 115V116H116ZM123 115V114H122ZM122 115H120V116H122ZM126 115H128V114H126ZM125 115V116H126ZM195 115H196V113H195ZM203 115V114H202ZM216 115V114H215ZM221 115H222V113H221ZM227 115V114H226ZM110 116V115H109ZM114 116V117H115ZM120 116H118V118L120 117ZM125 116H124V118H125ZM147 116V115H146ZM200 116V115H199ZM224 116V115H223ZM235 116V115H234ZM240 116V115H239ZM252 116H253V114H252ZM15 116H13V118H14ZM73 117V116H72ZM81 117V119L83 120V118H82V115L80 116ZM93 117V116H92ZM105 117H106V115H105ZM108 117V116H107ZM127 117V116H126ZM215 117V116H214ZM236 117V116H235ZM242 117V116H241ZM257 117H258V115H257ZM12 118V117H11ZM74 118V117H73ZM78 119H80L79 117H77ZM85 118H87V117H85ZM91 118V117H90ZM101 118H102V116H101ZM109 118H111V117H109ZM108 118V119H109ZM117 118V119H118ZM139 119L141 118L140 116L138 117ZM148 119V116L147 117H145L144 119ZM196 118H197V116H196ZM222 118V117H221ZM224 118V117H223ZM240 118V117H239ZM254 118V117H253ZM16 119V118H15ZM112 120H108L107 121V127L106 128H103L104 130H105V134L106 135H104L102 138V144H103V146L104 145H108V144H110V143H113V151L112 152H110L111 154H109L108 155V160H109V163H105L106 162V160L107 159H103L104 161H102L101 160V162H97V163H95L94 164V166H95V168H94V170H95V173H97L98 175H93V171H92V168L90 169L89 168V170H87L86 171V173H83V175L81 176V177H78L77 176V178H76V180H78V178H79V180L78 181H80V179H81V181H83V180H90V182H92L91 181V179L93 178V176L95 177L94 178V180H96V181H98L99 183H101V182H103V180H104V178H102V176L104 177V176H106V173H103V172H105L104 170H106V172L108 171V173L110 172V171H112V169H114V171H115V173H116V170H117V167H116V158H117V156L119 155L120 156V148H119V146H120V143L128 136V131H130L128 128H130V125L132 124H137V123H139L140 124V121L139 122H137V123H135V120H134V123H131V122H129L130 123V125H129V127H127V125H126V123L127 122H125V123H122L121 121H119V120H117L116 118H111ZM125 119H127V118H125ZM146 119V120H147ZM214 118L212 117V120H213ZM216 119V118H215ZM227 119V118H226ZM229 119H231V117L229 118ZM236 119V118H235ZM235 119H232V121H234ZM245 119V118H244ZM247 119V118H246ZM262 119H264V118H262ZM262 119H260V120H262ZM5 120H7V119H5ZM9 121H10V119H8ZM8 120H7V122H8ZM17 120V119H16ZM16 120H13V121H16ZM74 120V119H73ZM104 120V119H103ZM122 120V119H121ZM143 120V119H142ZM146 120H144V121H146ZM211 120V121H212ZM228 120V119H227ZM256 120H258V119H256ZM17 121H19V120H17ZM16 121V122H17ZM50 121V120H49ZM71 120H69V122L67 123V125H69V124H75V129H76V123H72V122H70ZM86 121V122H87ZM94 121V122H95ZM100 121V120H99ZM105 121H106V119H105ZM136 121H138V120H136ZM225 121V120H224ZM239 121V120H238ZM240 121H243V120H240ZM4 122H6V121H4ZM79 122V121H78ZM83 122H85V121H83ZM92 122H91V124H92ZM93 122V123H94ZM221 121H220V119H219V123H220ZM228 122V121H227ZM262 122V121H261ZM260 122V123H261ZM11 123V122H10ZM10 123H9V125H10ZM15 123V122H14ZM24 123H22V124H24ZM54 123V122H53ZM81 123V122H80ZM103 122H101V124H102ZM212 123V122H211ZM218 123V122H217ZM215 124V126L216 127H214V128H218L219 129V125L220 124ZM226 123V122H225ZM230 123V122H229ZM234 123V122H233ZM240 123V122H239ZM257 123V122H256ZM263 123H264V120H263ZM262 123V124H263ZM4 124V123H3ZM8 124V123H7ZM18 124V123H17ZM57 124V125H58ZM82 124H84V123H82ZM141 124H142V121H141ZM232 124V123H231ZM258 124V123H257ZM0 125H2L1 123H0ZM14 125V124H13ZM25 125H23V128L25 127V129H24V131H26L27 129H26V127H27V125L25 126ZM33 125H35V127H33ZM126 125V126H125ZM212 125H214V123L212 124ZM2 126H4V125H2ZM2 126H0V127H2ZM37 126L39 127V129H36L37 128ZM53 126H54V124H53ZM83 126V125H82ZM104 126V125H103ZM106 126V125H105ZM138 126V125H137ZM238 126V125H237ZM246 126V125H245ZM10 127V126H9ZM58 127V126H57ZM56 127V128H57ZM72 127V126H71ZM81 127V126H80ZM213 127V126H212ZM226 127H227V125H226ZM225 127V128H226ZM233 127V126H232ZM241 127V126H240ZM6 128V126L4 127V129ZM8 128V127H7ZM77 128H79V125H78V127ZM193 128V127H192ZM245 128V127H244ZM1 129V128H0ZM47 129H49V128H47ZM132 129V128H131ZM213 129V128H212ZM217 129V130H218ZM1 130H3V129H1ZM29 130V129H28ZM30 131H31V128H30V130H29V134H31L30 133ZM50 131H51V129L49 130V133H50ZM73 131V130H72ZM32 132V131H31ZM43 133H44V131H42ZM64 132V131H63ZM28 133V132H27ZM33 133V132H32ZM53 133V132H52ZM38 134V132L36 133V135ZM48 134V133H47ZM57 133H55V136L57 137V135H56ZM61 134V133H60ZM63 134V133H62ZM69 134V133H68ZM71 134H73V133H71ZM75 134H77V133H75ZM51 135V134H50ZM64 135H66V134H64ZM41 136V135H40ZM43 136V135H42ZM47 136H49V135H47ZM66 136H68V135H66ZM69 136H71L70 134H69ZM76 136H78V135H76ZM148 136V135H147ZM239 136V135H238ZM45 137H46V135H45ZM52 137V136H51ZM50 137V138H51ZM73 137H74V134H73ZM39 138V137H38ZM47 138V137H46ZM58 138V137H57ZM183 138V137H182ZM243 138V137H242ZM49 139V138H48ZM56 139V138H55ZM54 139V140H55ZM59 139V138H58ZM64 139V138H63ZM72 139H74V138H72ZM76 140H77V138H75ZM101 139V138H100ZM238 139V141H240L239 139H241L240 137L239 138H237ZM236 139V140H237ZM50 140V139H49ZM71 140V139H70ZM79 140V139H78ZM82 140V139H81ZM181 140H183V139H181ZM242 140H244V139H242ZM246 140V139H245ZM35 141V140H34ZM42 141V140H41ZM58 140L56 139V142H57ZM66 141V140H65ZM69 141V140H68ZM68 141H67V143H68ZM42 142H44V141H42ZM41 142V143H42ZM49 142H53L54 143V141H49ZM70 142H72V141H69V144H72V143H70ZM74 143H76L75 141H73ZM242 142V141H241ZM38 143V142H37ZM41 143H39V144H41ZM48 143V142H47ZM53 143H48V144H41V145H39V147H38V149L40 150L41 149V151H45V153H46V151H47V153H51V157L49 158V156H46L45 155V153L43 154V153H38L37 155L38 156H36V157H33L34 156V154H33V156H32V158L31 159H33V160H30V158H27V157H20L19 159H20V161L15 165V167H14V171L13 172H11V171H9L8 169H6L7 170V172H6V170L3 172V173H1V174H3V176H1L2 178L3 177H5V178H9V177H16V178H18V181H20L21 183H22V181L24 182V184H34V186L35 187H38V186H40L44 181H45V179H49V178H58L59 176H61L62 174H64L65 176L67 175V174H69L70 173V171L71 170H69L68 168H69V166L67 167L66 165V168H64V171L66 172V174H65V172L63 173H61V175H58L59 174V172H58V174L56 175H54L53 173H47V174H42L41 173V171H43V170H45V171H50L51 169H54L55 168V166H56V164H55V162H57V164L59 163V164H61L62 163V165H63V163L64 162H66L68 159H69V157L70 156H72L71 154H69L70 156H68V157H66V152H67V150H66V152H65V150L64 151H61V152H59L60 150L58 149L59 147L58 146H55V145H53ZM65 143V142H64ZM73 143V144H74ZM87 143V142H86ZM132 143V142H131ZM128 144V143H127ZM135 144V143H134ZM34 145V144H33ZM68 145V144H67ZM101 145V144H100ZM130 145V144H129ZM194 145H196V146H198L197 145V143H195ZM200 145V144H199ZM220 145V144H219ZM60 146V145H59ZM63 146H65V145H63ZM112 146V145H111ZM201 146H203V144L201 145ZM200 146V147H201ZM36 147H37V144H36ZM106 147V146H105ZM121 147V146H120ZM128 147V146H127ZM127 147H124V148H126L127 149ZM130 147H132V146H129V148ZM194 147V146H193ZM210 147V146H209ZM32 148V147H31ZM73 148V147H72ZM108 148V147H107ZM132 148H133V150H132ZM131 149H127V151H125L126 152V154L124 153V158L122 157L121 159L123 160V159H125V158H131L132 159V163H135L136 164V159H137V161H138V158L139 159H141V162H142V164H143V161H146L145 160V157H143V156H146V155H144L143 153H142V150H141V155H140V153L139 154H136L137 153V149H136V151H135V153H134V146L132 147ZM197 148V147H196ZM199 148V147H198ZM203 148V147H202ZM201 148V149H202ZM214 148V147H213ZM35 150H36V148H34ZM33 149V150H34ZM63 149V148H62ZM125 149V150H126ZM191 149H193V148H191ZM195 149V148H194ZM211 148H207V150H205V152H203L204 153V155L202 156V162L204 163V161L206 162V160H208V156L210 155V152H211V150H210ZM29 150V149H28ZM59 150V151H58ZM73 150V149H72ZM118 150H119V152H118ZM140 150V149H139ZM173 150V149H172ZM216 150V149H215ZM107 151V150H106ZM171 151V150H170ZM174 151V150H173ZM190 151H192V150H190ZM189 151V152H190ZM197 151V150H196ZM196 151H195V153H194V155L196 154ZM217 151V150H216ZM251 151V150H250ZM62 152H65V153H62ZM77 152H79V151H77ZM189 152H187V153H189ZM199 152V151H198ZM226 151L224 150V156H223V154H220V156H221V160H223V158H225V156H227L226 155V153H225ZM46 153V154H47ZM70 153V152H69ZM76 153V152H75ZM81 153V152H80ZM79 153V154H80ZM148 153V152H147ZM191 153V152H190ZM7 154V153H6ZM78 154V153H77ZM77 154H75V155H77ZM83 154V153H82ZM87 154V153H86ZM84 155L82 158H84V157H86V156H88L89 154H87V155ZM94 154V153H93ZM93 154H90V155H93ZM146 154V153H145ZM200 154V153H199ZM231 154V153H230ZM55 156V157H53V156ZM98 155V154H97ZM111 155V156H110ZM143 155V156H142ZM191 155H192V153H191ZM198 155V154H197ZM197 155H195V156H197ZM26 156V155H25ZM30 156V155H29ZM94 156V155H93ZM95 156H96V153H95ZM102 156V155H101ZM150 156H151V154H150ZM181 156V155H180ZM194 156V157H195ZM199 156V155H198ZM244 156V155H243ZM52 157L54 158V159H52ZM73 157H74V155H73ZM76 157V156H75ZM74 157V158H75ZM81 157V156H80ZM79 155H78V160H79ZM142 157H143V161H142ZM147 157V156H146ZM182 157V156H181ZM230 157V156H229ZM240 157V156H239ZM242 157V156H241ZM18 158V157H17ZM87 158V157H86ZM85 158V160L87 161H89L90 162V159H91V156H90V158H88V159H86ZM119 158V157H118ZM184 158V157H183ZM187 158H188V156H187ZM196 158V157H195ZM200 158H201V156H200ZM4 159V158H3ZM128 159H127V161H128ZM156 159H158V158H154V162L151 164V163H148L147 164V162H146V164L148 165H146V167H148L147 169H145V168H143L142 166H138V167H135L134 165H132V163H131V161H130V166H126V167H124V166H122V167H118V168H120L119 170H120V172H121V174L120 175H118L117 177H116V183L117 184H120V187L123 189V191H125V192H127V193H129V192H131V191H134V189L136 188V183L138 184H141L142 182H144V185H143V188H144V186H145V189L144 190H142V189H140V190H142V191H145V192H142V193H148V191L147 190H149V193H151L152 191V189L150 190L149 188H152V186L154 185L155 186V184H159V182H157L158 180H156V176H155V179H154V177L153 176H151L150 175V170L149 169H152V168H150L149 167V164L150 165H153L154 166V172H155V174H157V171H156V167H157V161L158 160H156ZM194 159V158H193ZM199 159V158H198ZM197 159V160H198ZM242 158H240L239 159V161L241 160ZM255 159V158H254ZM56 160V161H55ZM74 160V159H73ZM77 160V161H78ZM84 160V159H83ZM95 160H97V158L95 159H93V162L95 161ZM100 160V159H99ZM178 160V159H177ZM187 160V159H186ZM185 160V161H186ZM189 160V159H188ZM191 160V159H190ZM257 160H259V159H257ZM71 161V160H70ZM125 161V160H124ZM181 161H183V160H181ZM218 161V160H217ZM251 161H253V160H251ZM17 162V161H16ZM73 162V161H72ZM96 162V161H95ZM152 162V161H151ZM200 162V161H199ZM198 162V163H199ZM254 162V161H253ZM260 164H259V166L261 165V166H263L262 164L264 163V161L262 160V162H261V159H260ZM84 163V162H83ZM101 163V164H100ZM104 163V164H103ZM191 163V162H190ZM201 163V162H200ZM222 163V162H221ZM224 163V162H223ZM229 163V162H228ZM255 163H256V160H255ZM67 164H68V162H67ZM195 164H196V162H195ZM202 164V163H201ZM206 164V163H205ZM69 165V164H68ZM74 165V164H73ZM72 164L70 165V167L71 166H73ZM92 165H93V163H92ZM118 165V164H117ZM212 165H213V163H212ZM211 165V166H212ZM218 165V164H217ZM216 165V166H217ZM249 165H250V163H249ZM256 165H258V162H257V164ZM81 167L82 166H84L83 164L82 165H80ZM190 166V165H189ZM211 166H210V168H211ZM219 166H221V164L219 163ZM218 166V168H219V172L218 173H221L222 174V172L224 171V170H226V169H224V167L225 166H223L222 165V168L221 167H219ZM76 167H78L77 165H76ZM93 167V166H92ZM174 167V166H173ZM243 167V166H242ZM245 167V166H244ZM73 168H75V166L74 167H71V169H73ZM158 168V167H157ZM213 169H214V167H213ZM220 169H222L221 171H220ZM234 169H236V168H234ZM254 169H255V167H254ZM4 170V169H3ZM11 170V169H10ZM69 170V171H68ZM147 170H149L150 172H148ZM175 170V169H174ZM209 171H210V173H211V169H208ZM216 170V169H215ZM237 170V169H236ZM243 170V169H242ZM68 171V172H67ZM89 171V172H88ZM173 170H170L168 173L170 174L171 172H172ZM214 171V170H213ZM218 171V170H217ZM217 171H216V173L215 172H213V174L215 173V174H217ZM237 171H240V170H237ZM236 171V172H237ZM119 172V173H120ZM193 172V171H192ZM243 171H241V173H242ZM262 172V171H261ZM94 173V174H95ZM99 173H100V175H99ZM103 175H102V174ZM201 173V172H200ZM229 173L231 174V172L229 171ZM240 173V175H244L245 176V174H241ZM76 174V173H75ZM151 174H152V172H151ZM204 174V173H203ZM215 174H214V176H215ZM221 174L219 175V174H217V176H220V177H222L221 179L223 180V178H225V174H223L222 176H221ZM228 174V173H227ZM234 174V173H233ZM239 175V173H235V175ZM109 175V174H108ZM258 175V174H257ZM65 176H62V177H59L60 179H63V177H65ZM96 176H98V177H101L100 179H96L97 177ZM110 176V175H109ZM133 176V177H132ZM150 176H151V180H150ZM168 176V175H167ZM202 177L204 176V175H201ZM214 176H213V178H214ZM216 176V177H217ZM264 176V175H263ZM130 177H132V179L130 178ZM152 177H153V179H152ZM204 177H206V176H204ZM228 177V176H227ZM240 177V176H239ZM239 177H236V179L237 180H240L241 179V177H240V179H239ZM16 178H15V180H16ZM67 178V177H66ZM71 178V177H70ZM107 178H108V176H107ZM149 178V181H147V179ZM158 178V177H157ZM199 178V177H198ZM213 178H211V181L210 182H212L213 180H215V178L213 179ZM244 178V177H243ZM13 179V178H12ZM20 179V180H19ZM197 179V178H196ZM201 179V180H200ZM198 181H199V183H204L203 182V178H200ZM205 179H207V177L205 178ZM213 179V180H212ZM218 179H219V177H218ZM221 179H220V181L219 180H217V182H221ZM260 179V178H259ZM38 180V181H37ZM50 180V179H49ZM52 180H54V179H52ZM52 180H50V182L52 181ZM56 180V179H55ZM59 180V179H58ZM72 180V179H71ZM108 180V179H107ZM107 180H104V182H106ZM153 180V181H152ZM156 180V181H155ZM215 180V181H216ZM230 180V179H229ZM17 181V182H18ZM80 181V182H81ZM101 181V182H100ZM147 183H146V182ZM152 182V184L151 183H149V182ZM169 181V180H168ZM227 181V180H226ZM242 181L244 182V185L246 186H241L240 188H239V186H238V188L241 190V188H242V190L244 191V190H246V192L248 191V190H250L249 191V193L250 194H252L251 193V190H252V192H253V190H256V189H254L253 187H255V188H260L261 186H260V183L262 182H259V180H258V178H256L255 176H251V177H245L244 178V180L242 179ZM6 182V181H5ZM46 182V181H45ZM53 182V181H52ZM73 182V181H72ZM103 182V183H104ZM141 182V183H140ZM164 182V181H163ZM172 182V181H171ZM205 182H207L206 180H205ZM214 182V181H213ZM228 182V181H227ZM240 182V181H239ZM53 183H55V182H53ZM79 182H76V184H78ZM114 183V182H113ZM164 183H167V181L166 182H164ZM169 183V182H168ZM223 183V182H222ZM49 184V183H48ZM73 185V183H71V182H68L67 184H66V186H68V188H70L68 191L72 194V197H71V199H70V201H71V203H73L72 202V200L74 201V203H77V205H75L74 203H73V205H75V206H77V207H70V206H68L67 204L69 203V201H67V203H65V201H66V199H65V201L63 202L62 201V203H61V205L60 206H62L63 205V207L65 208L62 212H61V210H62V208L59 210L58 209V212H55L54 210L56 209H50L49 211H46V212H42V213H40L42 210H40V212H38V213H40V218L42 217L43 219L41 220L42 222H33L32 224H31V226H30V228H29V230H28V233H27V231L24 229V228H21V226H19V225H16V226H14V228H12V229H7V230H4V232L3 233H1L0 234V241L3 243V242H8L9 240L12 242V240L11 239H15V242H17V244H20L21 246H17V248L18 247H20V251H21V253L23 254V255H28V259L30 260H36V258L38 257V254H40V253H49V254H53V253H57V254H59V253H63V252H67V253H69V254H72V255H82V256H86V258L84 259V261L81 263V264H96V257H98L100 254H102L103 253V248L104 247H106V246H104L103 248L101 247V243L103 244V242L105 241V237L103 236L102 237V235H98V233L96 232V230L98 231V227H101L100 225L102 224V223H100L99 224V222L100 221H98V220H101V219H96V217H95V219L93 218V216H95L94 214H91V215H93L92 217L91 216H87V213H90L91 211H89L90 209L93 211V206H95L97 203L96 202H94L93 200H92V197H94L95 195H98V192H97V194L91 189H89V191H88V189H87V191L88 192H92V193H88L85 189H84V187L82 186V187H80L81 186V183H80V186L78 185H76L77 187H75V188H72L71 186H69V185ZM145 184H147V185H145ZM171 184V183H170ZM205 185H206V183H204ZM237 184V183H236ZM240 184V183H239ZM6 185V184H5ZM8 185V184H7ZM6 185V186H7ZM14 185V184H13ZM53 185H55V184H53ZM83 185V184H82ZM96 185V184H95ZM116 185V184H115ZM161 185V184H160ZM164 185V184H163ZM192 185H193V183H192ZM229 185H232V187H229L228 185V192H233V194H234V196L236 197L237 195H235L236 193V187H234L233 185H234V183H230ZM242 185V184H241ZM17 186V185H16ZM30 186V185H29ZM58 186H59V184H58ZM61 186V185H60ZM91 186V185H90ZM165 186V185H164ZM215 186V185H214ZM247 186H249V188H247ZM25 187V186H24ZM53 187V186H52ZM87 187V186H86ZM92 187H93V185H92ZM138 188H139V186H137ZM156 187H157V185H156ZM156 187H155V189H156ZM167 187V186H166ZM191 186H189V189L191 190L192 189V187H194V186H192L191 188H190ZM202 187V186H201ZM225 189L227 188L226 187V184H225ZM252 187V188H251ZM3 188H4V185H3ZM5 188H7V187H5ZM23 188V187H22ZM56 188H59V187H56ZM56 188H55V190H56ZM66 188V187H65ZM117 189L116 190H118V187H116ZM142 188V187H141ZM168 188V187H167ZM170 188V187H169ZM218 188V187H217ZM237 188V189H238ZM245 188V189H244ZM83 189H84V192L86 191L87 193L86 194H84V192H83V194H82V191H83ZM206 189V188H205ZM219 189V188H218ZM15 190V189H14ZM25 190V189H24ZM54 190V189H53ZM60 190V189H59ZM66 190V189H65ZM172 190V189H171ZM188 190V189H187ZM221 190V189H220ZM10 191V190H9ZM29 191V190H28ZM192 191H193V189H192ZM239 191V190H238ZM237 191V192H238ZM256 191H258V190H256ZM7 192V191H6ZM51 193H52V191H50ZM61 192H63V188H62V191ZM66 192V191H65ZM121 192V191H120ZM184 192V191H183ZM223 192V191H222ZM11 193V194H10ZM9 194L10 195H12L13 193H14V191H13V193L12 192H10ZM29 193V192H28ZM54 193V192H53ZM93 193L95 194V195H93ZM107 194L106 195H108V194H111V193H115L116 194V191H114V192H112V190L110 191H107L106 192ZM118 194H120L119 192H117ZM138 193H139V191H138ZM141 193V194H142ZM167 193V192H166ZM165 193V194H166ZM173 193H174V191H173ZM226 193H227V191H226ZM239 193V192H238ZM243 193V192H242ZM249 193H248V195H249ZM18 194V193H17ZM25 194H27V193H25ZM100 194V193H99ZM105 194V193H104ZM140 194V195H141ZM161 194V193H160ZM183 194V193H182ZM200 194V193H199ZM224 194V193H223ZM231 195H233L232 193H230ZM247 193H245V195H246ZM4 195H5V193H4ZM9 195V196H10ZM15 195V194H14ZM88 195H90V196H88ZM124 195V194H123ZM126 195V194H125ZM221 195V194H220ZM239 195V194H238ZM240 195H241V193H240ZM9 196H7L8 197V199H9ZM24 196V195H23ZM66 196H67V194H66ZM69 196V195H68ZM92 196V197H91ZM181 196V195H180ZM228 196V195H227ZM242 196H244V195H242ZM19 197V196H18ZM50 196H48V198H49ZM88 197H90L91 199H89ZM118 197V196H117ZM125 197H127V195L125 196ZM154 197V196H153ZM172 197V196H171ZM186 200L185 201H190L192 198H195V197H197V196H192V194L189 192V190H188V194L186 195ZM27 198V197H26ZM48 198H46V199H48ZM51 198V197H50ZM96 198H97V196H96ZM95 198V199H96ZM105 197H103V199H104ZM119 198V197H118ZM124 198V197H123ZM123 198H121V199H123ZM134 198V197H133ZM136 198H139V196H135V198L134 199H136ZM148 198H149V196H148ZM198 198H199V196H198ZM224 198H225V195H224ZM23 199V198H22ZM24 199H25V196H24ZM34 199V198H33ZM32 197H31V200H30V198L28 197L26 200H27V203H28V200H29V203L28 204H30V205H32ZM44 199V198H43ZM52 199V198H51ZM51 199H49V200H51ZM54 199V198H53ZM102 199V200H103ZM120 199V198H119ZM125 199H127V198H125ZM131 199V198H130ZM143 199V198H142ZM150 201H149V204L150 205H152L151 204V202H153V200H151V196H150ZM228 199H230L229 197H228ZM227 199V197H226V200L221 204V210L220 211H222V214H223V216L226 218V220L228 219L227 218V215L229 216V213L227 212V210H228V203H230V201ZM233 199V197L231 198V200ZM238 199V198H237ZM2 200V199H1ZM5 200V199H4ZM11 200H13V198L11 199ZM15 200V199H14ZM25 200V201H26ZM146 200V199H145ZM174 201H175V199H173ZM170 201V202H167V204H166V208H167V212H169V211H171V210H173L170 206H168V205H170V204H172V206H173V204L175 205V202L174 201ZM195 200H197V198L195 199ZM195 200H193V201H195ZM234 200V199H233ZM5 201H7V198H6V200ZM5 201H4V203H5ZM10 201V200H9ZM24 201V200H23ZM22 200H21V202L22 203H24ZM32 201V202H31ZM35 201V200H34ZM46 201V200H45ZM56 201V200H55ZM126 201V200H125ZM134 201V200H133ZM147 201V200H146ZM167 201V200H166ZM239 201V200H238ZM8 202V201H7ZM20 202V201H19ZM47 202V201H46ZM139 202V201H138ZM141 202V201H140ZM145 202V201H144ZM191 203H192V206L190 205V207H193L192 208V210H194V206L195 205H193V202L192 201H190ZM190 202H188L189 204H191ZM14 203H15V201H14ZM21 203V204H22ZM26 203V202H25ZM48 203V202H47ZM99 203V202H98ZM170 203V204H169ZM188 203H186V210H190V211H192L191 209H190V207H187V205L189 206V204ZM238 203H240V201L238 202ZM13 204V203H12ZM19 204V203H18ZM51 204V203H50ZM49 204V205H50ZM123 204H125V203H123ZM142 204V203H141ZM9 205H11V203H9ZM29 205V209L31 208L32 209V207ZM72 205V204H71ZM103 205V204H102ZM240 205V204H239ZM21 206V205H20ZM23 206V205H22ZM54 206H56V205H54ZM101 206V205H100ZM104 206V205H103ZM102 206V207H103ZM117 206H120V205H117ZM124 205H122V207L120 206V208H118V207H112L113 209L114 208H117L115 211H113V213L114 214H111L112 212V210L109 212V214H106V213H108L107 211H106V213H102V211L101 212H99V213H101L100 215L101 216H103L102 214H106V216L105 217H107V215H108V218L110 219V223H109V220H108V218H106V221L105 222H107V223H109L108 224V226L107 225H103L102 224V228H104V226H107V228H108V230H106L107 232L109 231V233H111L110 231H112V230H115V232H116V228H117V223L118 222H121V221H119V219H118V216L120 215V214H122V213H124L123 215H125V212H127V211H130V212H132L131 213V215L132 214H135V213H137L138 214V212H139V210L141 209V207H139L138 208V206H140V204L138 205V204H133V206L131 205V207L130 208H128V207H126V206H124ZM156 206V205H155ZM154 206V207H155ZM241 206V205H240ZM239 206V207H240ZM2 207V206H1ZM58 207H59V205H58ZM57 207V208H58ZM99 207V206H98ZM101 207V208H102ZM105 207V206H104ZM107 207L108 206H106V210H107ZM150 207V206H149ZM18 208H19V205H18ZM34 208V207H33ZM67 208H69L68 210H66ZM101 208L99 209V210H101ZM160 208V207H159ZM165 208V209H166ZM187 208H189V209H187ZM13 209V208H12ZM17 209V208H16ZM38 209V208H37ZM42 209V208H41ZM49 209V208H48ZM97 209V208H96ZM104 209V208H103ZM105 209H104V211H105ZM111 209V208H110ZM156 209V208H155ZM161 209V208H160ZM181 209V208H180ZM259 209V208H258ZM44 210V209H43ZM47 210V209H46ZM57 210V209H56ZM94 210H95V208H94ZM207 210V209H206ZM3 211V210H2ZM18 211H19V209H18ZM18 211H16V212H18ZM26 211V210H25ZM89 211V212H88ZM109 211V210H108ZM150 211V210H149ZM161 211H163V210H161ZM189 211V212H190ZM255 211V210H254ZM6 212V211H5ZM94 212V211H93ZM92 212V213H93ZM97 212H98V210H97ZM129 212V213H130ZM151 212V211H150ZM156 212V211H155ZM241 212V211H240ZM9 213V212H8ZM12 213V211L9 213L10 215H12L13 216V214H14V212H13V214H11ZM177 213V212H176ZM180 213V212H179ZM6 214V216L8 215L7 214V212L5 213ZM19 214V213H18ZM25 214V213H24ZM54 216H53V215ZM153 214V213H152ZM159 214V213H158ZM158 214L157 213H155V214H153V216H154V218L155 217H157V219L156 220H160L159 219V216H158ZM10 215H8V216H10ZM16 215V214H15ZM53 216V217H51L50 219H48V217L49 216ZM115 215V218H114V220L113 219H111V218H113V216ZM149 215V214H148ZM170 215V214H169ZM175 215H178V214H175ZM12 216H10V217H12ZM87 216V220H88V217H91L92 218V220H91V222H90V220L88 221V223H90V227H83L84 225H83V223H87L86 221H84V220H86L85 219V217ZM112 216V217H111ZM128 215H125L123 218H125V217H127ZM133 216V215H132ZM131 216V217H132ZM134 216H136V215H134ZM133 216V219H135V217ZM152 216V217H153ZM161 216V215H160ZM19 217L21 218V217H23V216H20L19 215ZM47 217V218H46ZM97 217H98V215H97ZM129 217H130V215H129ZM20 218H18V219H20ZM45 218L46 219H48V220H45ZM100 218H102V217H100ZM104 218V217H103ZM119 218H121V216L119 217ZM122 218V222L125 220V219H123ZM175 218V220H179L177 217H174ZM2 219H3V217H2ZM14 218H12V220H13ZM17 219V218H16ZM36 219V218H35ZM93 219H94V221H93ZM131 219V218H130ZM140 219V218H139ZM254 219V218H253ZM252 219V220H253ZM7 220H8V218H7ZM24 220V219H23ZM97 220V221H96ZM103 220V219H102ZM126 220H127V218H126ZM129 220V219H128ZM162 220V219H161ZM161 220H160V222H161ZM15 221V220H14ZM31 221V220H30ZM33 221V220H32ZM93 221V222H92ZM115 221V222H114ZM134 220H132V222H133ZM137 221V220H136ZM4 222H6V221H4ZM9 222H10V220H9ZM19 222H21V221H19ZM49 222V223H48ZM103 222V221H102ZM112 222H114V224L112 223ZM126 222V221H125ZM131 222V224H136L135 223V221H134V223H132ZM175 222V221H174ZM13 223V222H12ZM11 223V224H12ZM18 223V222H17ZM45 223H48V224H45ZM92 223V224H91ZM128 223H129V221H128ZM156 223H158V222H156ZM163 223V222H162ZM7 224H8V222H7ZM6 224V225H7ZM14 224V223H13ZM25 224H27V223H25ZM159 224V223H158ZM5 225V224H4ZM89 225V224H88ZM97 225H99V226H97ZM119 225H120V223H119ZM144 225V224H143ZM121 226V225H120ZM129 226V225H128ZM132 226V225H131ZM139 226V225H138ZM96 227V228H95ZM110 227V228H109ZM120 228V227H119ZM121 228H123V227H121ZM28 229V228H27ZM106 229V228H105ZM111 229V230H110ZM3 230V229H2ZM23 230H25L26 231V234H23L22 233V231ZM104 230V229H103ZM158 230V229H157ZM264 229H262L261 231H259L258 233H257V236H259L258 238H256L255 240H252L250 243H249V245L248 244H246L245 246L244 245H242V246H244L243 248H239V250H237V248H236V246H235V248H236V250L237 251H239V253L241 252V251H245V252H247V253H250V254H248V260H250L249 261V264H264V241H262L261 240V235H262V233L264 232L263 231ZM105 230H104V232H106ZM1 232V231H0ZM24 232V231H23ZM98 232H101V230L100 231H98ZM103 232V231H102ZM25 233V232H24ZM113 233V232H112ZM256 235V234H255ZM101 236V238H104L103 240H100V237ZM256 236V237H257ZM263 238V237H262ZM109 240L110 241H117L116 240V236H115V234H110V237H109ZM102 241V242H101ZM14 242V241H13ZM15 242L13 243V244H15ZM6 244V243H5ZM16 244V245H17ZM4 245V244H3ZM7 245V244H6ZM9 245V244H8ZM11 246V248L13 247H15L14 245L12 246V244L10 245ZM10 246H8V247H10ZM142 247V246H141ZM1 248H3L2 247V245H1ZM130 248V247H129ZM145 248H146V246H145ZM154 248V247H153ZM235 248H234V250H235ZM5 249H7V247L5 248L4 247V250ZM105 249V248H104ZM108 249H110V248H108ZM114 249V248H113ZM113 249H111V251L113 250ZM138 249V248H137ZM229 249H231V248H229ZM228 249V250H229ZM18 250H19V248H18ZM131 250V249H130ZM144 250H146V249H144ZM148 250V249H147ZM233 249H231V250H229V252H231L230 254H231V258L233 257V256H240V255H237V254H239L238 252L236 253V255L233 253L234 251H232ZM235 250V251H236ZM1 251H2V249H1ZM106 251V250H105ZM114 251L115 250H113L112 252L114 253ZM141 252V251H140ZM144 252V251H143ZM143 252H141V253H143ZM147 252V251H146ZM228 252V253H229ZM112 253V254H113ZM129 253H130V251H129ZM132 253H134V252H132ZM242 253V252H241ZM20 254V253H19ZM116 254V253H115ZM127 254V253H126ZM138 254L140 255V257L141 256H143L144 254H140L139 252H138ZM225 254V253H224ZM223 254V255H224ZM229 254V255H230ZM12 255V254H11ZM41 255V254H40ZM128 255V254H127ZM135 255H137V254H135ZM134 255V256H135ZM139 255H137V256H139ZM148 255V254H147ZM147 255H146V258H147ZM226 255V254H225ZM224 255V256H225ZM250 255V256H249ZM131 256V255H130ZM137 256H135V257H137ZM50 257V256H49ZM56 257H58V256H56ZM55 257V258H56ZM60 257V256H59ZM122 257V256H121ZM131 257H133V256H131ZM140 257H138L139 258V260H141L140 259ZM149 257V256H148ZM223 257V256H222ZM230 257H224V258H226V259H228L229 258V260H230ZM7 258V257H6ZM51 258V257H50ZM55 258H53V259H55ZM144 258H145V256H144ZM143 257H142V259H144ZM239 258V257H238ZM246 258H244V259H246ZM52 259V260H53ZM60 259H61V257H60ZM223 260L224 262H226V261H229V260ZM32 260V264L34 263V261ZM38 260V259H37ZM50 260V259H49ZM59 259L57 258V261H58ZM62 260L64 261V259L62 258ZM117 260V259H116ZM136 261H137V259H135ZM145 260V259H144ZM147 260V259H146ZM26 261H28V260H26ZM62 261V262H63ZM128 261V260H127ZM129 261H130V259H129ZM134 261V260H133ZM132 261V262H133ZM143 261V260H142ZM1 263L0 264H3V261L1 260L0 261ZM4 262H6V261H4ZM29 262V261H28ZM28 262H26L27 264H28ZM52 262V261H51ZM51 262H49V263H51ZM233 262V261H232ZM231 262V263H232ZM20 263V262H19ZM56 263V260L54 261V264ZM115 263V262H114ZM136 263V262H135ZM134 263V264H135ZM233 263H235V262H233ZM21 264V263H20ZM23 264V263H22ZM25 264V263H24ZM35 264H37V262L35 263ZM52 264V263H51ZM61 264V263H60ZM112 264V263H111ZM126 264V263H125Z\"/></svg>", "mask_w": 264, "mask_h": 264}]
</instances>
